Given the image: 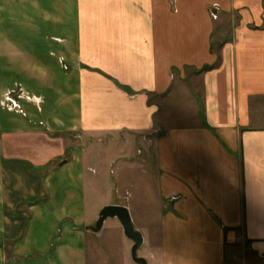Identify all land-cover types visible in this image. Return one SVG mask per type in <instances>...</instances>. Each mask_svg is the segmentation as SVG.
Instances as JSON below:
<instances>
[{"label": "crops", "instance_id": "1", "mask_svg": "<svg viewBox=\"0 0 264 264\" xmlns=\"http://www.w3.org/2000/svg\"><path fill=\"white\" fill-rule=\"evenodd\" d=\"M170 95L188 121L160 130L150 99ZM65 131L160 133L148 264H225L240 236L264 264V0H0V238L25 264H100L83 153L47 166Z\"/></svg>", "mask_w": 264, "mask_h": 264}, {"label": "rangeland", "instance_id": "2", "mask_svg": "<svg viewBox=\"0 0 264 264\" xmlns=\"http://www.w3.org/2000/svg\"><path fill=\"white\" fill-rule=\"evenodd\" d=\"M222 26L224 29H228L229 22L223 23ZM214 49L217 50L216 45ZM65 65L67 66L66 63ZM68 70L69 68L65 67L64 72ZM194 71L192 69L188 71L192 81L190 86L199 94V83L193 84L194 78L192 74ZM68 87H66L67 90L72 91V83L68 82ZM182 87L185 88L184 85L177 82L173 90L183 100L190 89L187 87L188 91L186 89L184 93V91H181ZM176 97L177 95H170V97L155 96L150 99V102L159 106V113L155 116V127L159 125L160 130L188 121V118L181 117V113L175 111L178 108L176 107ZM51 111L62 116L67 120L68 124H70L71 118L75 114L70 107L59 110L53 108ZM159 134L154 131L145 134L117 132L95 135H86L77 131L49 133V135H53L56 138H61L65 144L63 152L56 155L47 164L49 168L71 159L72 151L76 149L83 153L86 178L85 209L88 215V220L85 224L88 229L87 238L85 239L86 250L91 257L93 255L99 258L96 263L118 264L119 260L123 262V260L127 259L129 264H135L130 256L132 242L125 237L122 227L116 218L106 219L99 231L94 230L98 213L104 205L120 204L129 206L132 209L130 214L135 229L145 233L144 229L139 227V225L147 223L146 229H149L148 231L154 236L155 232H153L154 230L150 228L152 226L148 223H151L153 216L157 215V213H137L135 209L138 199L151 202V195L146 194V192L152 186L155 189L153 177L151 173L146 175L145 173L142 174L141 171L143 169L150 171L152 168L150 164V143L152 138ZM145 144H147V147H144ZM143 159H146L145 163ZM153 194L155 193L153 192ZM161 204L163 205V202ZM156 206L157 204H155ZM137 215H139L140 221L137 220ZM12 248V244L9 241L0 238V264H25V260L29 257H13L10 253ZM225 251L227 253L225 264H263L262 259L249 249L246 240H243L241 236L237 242L226 245ZM137 254L141 256V248Z\"/></svg>", "mask_w": 264, "mask_h": 264}, {"label": "water", "instance_id": "3", "mask_svg": "<svg viewBox=\"0 0 264 264\" xmlns=\"http://www.w3.org/2000/svg\"><path fill=\"white\" fill-rule=\"evenodd\" d=\"M108 218H116L122 227L123 234L132 242L130 256L133 262L136 264H148L145 258L137 254L143 245L144 238L142 233L135 229L128 207L120 204L104 205L98 213L94 230L99 231L104 221Z\"/></svg>", "mask_w": 264, "mask_h": 264}, {"label": "built area", "instance_id": "4", "mask_svg": "<svg viewBox=\"0 0 264 264\" xmlns=\"http://www.w3.org/2000/svg\"><path fill=\"white\" fill-rule=\"evenodd\" d=\"M6 102H7V100H6ZM8 105H9V106H13V105L15 106V104H14V102H13V101H11V102H8Z\"/></svg>", "mask_w": 264, "mask_h": 264}]
</instances>
